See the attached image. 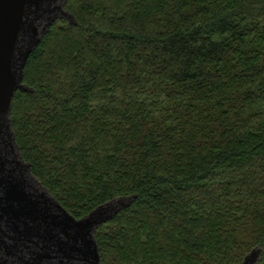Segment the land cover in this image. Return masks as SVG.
<instances>
[{
  "label": "trees",
  "instance_id": "1",
  "mask_svg": "<svg viewBox=\"0 0 264 264\" xmlns=\"http://www.w3.org/2000/svg\"><path fill=\"white\" fill-rule=\"evenodd\" d=\"M10 112L101 264H264V0H66Z\"/></svg>",
  "mask_w": 264,
  "mask_h": 264
},
{
  "label": "water",
  "instance_id": "2",
  "mask_svg": "<svg viewBox=\"0 0 264 264\" xmlns=\"http://www.w3.org/2000/svg\"><path fill=\"white\" fill-rule=\"evenodd\" d=\"M66 0H0V264H101L94 232L129 206L117 197L77 219L31 174L21 157L10 112L30 54L57 18L74 23ZM31 175V176H30ZM36 181V182H35ZM253 248L243 264H257Z\"/></svg>",
  "mask_w": 264,
  "mask_h": 264
},
{
  "label": "rangeland",
  "instance_id": "3",
  "mask_svg": "<svg viewBox=\"0 0 264 264\" xmlns=\"http://www.w3.org/2000/svg\"><path fill=\"white\" fill-rule=\"evenodd\" d=\"M32 174V173H31ZM33 175V174H32ZM31 176V175H30ZM34 176V175H33ZM35 177V176H34ZM36 178V177H35ZM37 179V178H36ZM38 180V179H37ZM39 181V180H38ZM36 182V181H35ZM43 186V185H42ZM44 187V186H43ZM85 216V215H84ZM8 262L10 263V264H15V263H17L16 262V260H15V258H13V257H10L9 259H8Z\"/></svg>",
  "mask_w": 264,
  "mask_h": 264
}]
</instances>
